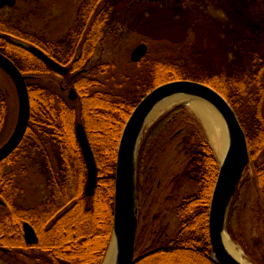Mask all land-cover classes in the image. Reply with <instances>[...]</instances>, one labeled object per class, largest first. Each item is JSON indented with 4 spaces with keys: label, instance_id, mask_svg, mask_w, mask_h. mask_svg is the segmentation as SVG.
<instances>
[{
    "label": "trees",
    "instance_id": "trees-1",
    "mask_svg": "<svg viewBox=\"0 0 264 264\" xmlns=\"http://www.w3.org/2000/svg\"><path fill=\"white\" fill-rule=\"evenodd\" d=\"M103 1L105 0H85L79 9L77 25L70 29L64 40L56 43L43 42L22 30L17 26L20 25V20H15L17 25L13 24V19L8 14L17 4L11 9L7 8L8 12L0 14V52L27 77L30 101L29 122L23 140L17 150L0 164V195L11 199L14 194L12 175L4 173V165L13 160H30L37 173L43 177L48 193L47 199L38 209L13 207L5 219H0V264H25L21 261L22 257L28 262L43 261L41 264H101L113 226L118 138L137 104L151 90L161 85L160 75L168 78L166 82L186 80L207 85L227 100L244 130L250 152L249 165L252 164L253 154L261 149L255 146V142L259 143V146L264 145V124L263 131L254 138L247 133L249 128L241 121L240 114L243 111L241 105L246 107L243 99L252 87L256 88V96L259 98L256 102L260 103L262 99L257 93L258 90L261 93L263 91L261 77L264 62L257 55L251 57L244 68L235 69L234 75L230 77L224 74L209 76L185 46L180 53H176L175 57L167 61L162 59L152 62L148 73V77L152 79L139 82L136 90L128 91L125 97L119 98L108 92L95 91L98 82L85 76L88 71L86 67L107 28L115 29L114 22H111L113 8L108 3L100 7ZM31 46L69 68V74L73 78L65 79V86L74 88L77 92L78 112L66 99L49 91L39 82L40 77L56 74L30 51ZM246 105L251 106L250 98ZM5 107L3 99L0 126L6 116ZM184 111V106L172 109L154 123L145 135L138 158L137 199L140 206L143 183L147 179V169L153 157L151 150L154 152L159 149L158 147L162 146L178 127L182 130L178 145L181 154L186 157V163L182 172L172 179L171 186L175 191L188 184L197 185L199 189L196 193L184 197L177 206L179 228L173 237L166 236L163 242H160V238L154 239L148 249L137 255L144 230L139 232L133 264H214L210 260L208 214L219 168L197 128L184 122ZM258 113L260 115V110ZM97 120L100 124L109 126L103 130L98 129ZM77 123L84 127L96 165L97 181L91 198L84 194L87 170L76 138ZM102 131L104 133H101ZM148 158L150 161L146 164ZM103 173L105 174L102 175ZM245 175L244 178L247 179L248 176ZM244 178L229 210L227 232L230 234L229 225L240 200L238 193L246 181ZM255 181H258L264 195V164L257 167ZM98 199L102 201L100 210L104 216L102 235L99 238L98 231L89 229V226L95 223L93 219L99 216L94 209ZM23 223L44 228L50 226L47 230L51 243L42 247V251L47 252V255H35V251H31L21 237L19 240L11 237ZM107 226L110 227L105 241ZM91 236H97L99 246L94 250L92 241L88 251L86 245ZM3 248L7 250L6 253L2 251ZM182 257H185L187 263L180 261ZM167 260L169 262L165 263Z\"/></svg>",
    "mask_w": 264,
    "mask_h": 264
},
{
    "label": "rangeland",
    "instance_id": "rangeland-1",
    "mask_svg": "<svg viewBox=\"0 0 264 264\" xmlns=\"http://www.w3.org/2000/svg\"><path fill=\"white\" fill-rule=\"evenodd\" d=\"M84 1L16 0V7L11 9L8 15L13 19V24L15 20H20V25H15L35 38L47 43H56L64 40L70 29L77 25L79 9ZM107 3L113 8L111 22H114L115 29L107 28L89 59L86 67L88 71L85 73L87 78L98 82L95 91L108 92L114 97L122 98L128 91H135L139 82L152 79L148 77L152 62L162 59L167 61L175 57L176 53H180L185 46L209 76L224 74L230 77L234 75L235 69L244 68L245 63L255 55L264 62V0H105L100 7ZM5 11L8 12L6 7L0 8V14H4ZM140 44L147 46V53L139 63H133L130 59L131 53ZM159 80L161 85L168 83L166 82L168 78H164V75H160ZM261 80L263 91L261 93L258 90L257 93L262 98L261 105L259 101L256 102L259 98L256 96V88L252 87L248 96L245 95L243 99L246 107L241 105L243 111L240 112L241 121L249 128L247 133L254 138L263 131L264 70ZM39 82L49 91L66 99L77 112L79 111V102L74 101L73 103H76L74 105L67 99L68 89L62 90L66 87L64 78L49 74L40 77ZM249 98L251 106L247 107ZM3 99L6 116L0 126V146L11 136L18 112L14 87L10 79L0 70V108ZM178 106L185 107L184 122L197 128L202 141L207 145L218 165L220 161L210 144L205 125L186 104H178L164 110L146 127L140 144L152 125ZM97 124L98 129L102 128V130L109 126L102 125L99 121ZM180 131H182L180 127L176 128L164 144L158 147L159 149H155L154 152L152 149L150 153L153 157L151 161L149 158L146 161V164L149 163L148 161L150 164L147 169V179L143 183L138 224L139 232L144 231L137 255L148 249L152 240L160 238L162 239L160 242H163L166 236L171 238L175 235L179 228L176 217L177 206L184 197L196 193L199 189L197 185L188 184L175 191L171 186L172 179L182 172V167L186 163V157L181 154L178 145ZM121 134L122 132L118 144ZM258 144L255 142V146L261 149L253 154L252 164L247 169L249 172L247 171L245 175L248 177L244 178L246 181L239 189L238 198L241 201L237 203L231 217L232 222L230 221L229 225L231 234L227 232L250 264H264V195L258 181H255L257 167L264 164V145ZM12 172L18 182L15 200L19 205L35 207L46 195L43 177L37 173L30 160L18 162ZM101 204V199H98L94 209L99 216L93 219L95 223L89 226L90 230L98 231V238L102 235L104 224ZM5 212L6 210L0 207V215ZM109 227L105 228V241ZM96 237H90L86 245L88 251L92 241H94V250L98 248ZM110 239L108 238L109 242ZM106 253L107 250L101 264ZM180 261L187 263L185 257ZM168 262L167 260L165 263Z\"/></svg>",
    "mask_w": 264,
    "mask_h": 264
},
{
    "label": "water",
    "instance_id": "water-1",
    "mask_svg": "<svg viewBox=\"0 0 264 264\" xmlns=\"http://www.w3.org/2000/svg\"><path fill=\"white\" fill-rule=\"evenodd\" d=\"M16 0H0V8H13ZM30 51L60 76L68 70L54 62L41 50L30 47ZM147 53L145 44L138 45L131 53L133 63H139ZM0 70L10 79L17 97L18 112L15 127L8 141L0 148V160L9 156L21 143L27 129L30 115V101L26 85L27 78L16 65L0 52ZM179 96L183 101L200 100L208 104L223 121L227 135V149L219 162L218 176L211 195L208 214V236L211 247L210 260L214 264H241L225 248L223 233L227 231L229 210L237 190L249 168L250 154L242 126L221 94L211 87L186 80H178L158 86L148 93L134 108L122 131L115 167L113 229L104 264L111 245H115V264H133L135 239L138 225L137 169L140 145L146 131L148 117L153 108L166 98ZM67 98L73 102L76 91L71 88ZM76 138L87 170L84 194L91 198L97 181L96 165L83 126H75ZM141 143V140H140ZM139 144V145H138ZM25 240L35 242V236L28 225H24Z\"/></svg>",
    "mask_w": 264,
    "mask_h": 264
},
{
    "label": "bare ground",
    "instance_id": "bare-ground-1",
    "mask_svg": "<svg viewBox=\"0 0 264 264\" xmlns=\"http://www.w3.org/2000/svg\"><path fill=\"white\" fill-rule=\"evenodd\" d=\"M178 104H186L192 111L201 119L206 127L210 144L221 161L227 149V135L226 128L223 121L216 114V112L205 102L200 100H186L183 101L179 96H172L164 99L158 103L151 111L147 124L148 127L164 110L176 106ZM141 140V138H140ZM139 140V144H140ZM138 144V145H139ZM223 244L227 251L241 264H250L245 258L241 250L230 239L227 232L223 233ZM116 250L115 245L112 244L107 254L104 264H115Z\"/></svg>",
    "mask_w": 264,
    "mask_h": 264
},
{
    "label": "flooded vegetation",
    "instance_id": "flooded-vegetation-1",
    "mask_svg": "<svg viewBox=\"0 0 264 264\" xmlns=\"http://www.w3.org/2000/svg\"><path fill=\"white\" fill-rule=\"evenodd\" d=\"M40 50V49H39ZM43 52V51H42ZM44 53V52H43ZM45 54V53H44ZM46 55V54H45ZM50 58V57H49ZM52 59V58H50ZM53 60V59H52ZM54 62H56L55 60H53ZM44 63V62H43ZM57 63V62H56ZM59 64V63H58ZM61 65V64H59ZM48 66V65H47ZM63 67H65L68 72L66 75L64 76H61V78H64V79H67V78H73L70 74H69V68L64 66V65H61ZM49 67V66H48ZM50 68V67H49ZM51 69V68H50ZM70 87H64L62 90H69ZM86 134V133H85ZM8 141V140H7ZM6 141V142H7ZM5 142V143H6ZM3 143L0 148L5 144ZM21 144V143H20ZM19 144V145H20ZM19 147V146H18ZM17 147V148H18ZM17 150V149H16ZM16 150H14L9 156H7L6 158L0 160V164L2 162H4L8 157H10ZM21 161L19 160H13L12 162H10L9 164H5L4 165V173L7 174V175H12V181H13V185H14V194L11 196V199L9 198H3L1 195H0V207L1 208H4L6 210V212L3 214V215H0V219L3 220L5 219L10 213H11V210L13 207H18V208H25V209H38L40 207V205H42V203L45 202V200L47 199L48 197V193L46 191V189L44 191H46V195L45 197H43V199L41 201H39V203L35 206V207H25V206H22V205H19L18 202L15 200V198L17 197V191H18V182L16 181V177H15V174L13 175L12 173V169L16 166V164ZM41 176V175H40ZM43 184H44V179H43ZM45 187V185H43ZM140 205H141V201H140ZM24 225H28L33 233H34V236H35V242L32 243V244H28L25 240V235H24ZM46 228H44V226H31L30 224L28 223H23L22 226H19V229L18 231L15 232V234H12L11 237H16L17 240L20 239V237L23 239V242L26 246H28L30 248L31 251H35L34 254L35 255H38V256H43V255H47V252H45L44 250L42 251V247H44V245H50V238H49V230H47L48 228H50V226H45ZM17 230V229H16ZM139 230H140V227L137 226V232H136V239H135V244L138 240V235H139ZM2 251L4 253H6V249L3 248ZM38 252V253H36ZM21 261L22 263H25V264H29L31 262H28L26 259H24V257L21 258ZM43 262V261H41ZM41 262H33L34 264H41ZM43 264V263H42Z\"/></svg>",
    "mask_w": 264,
    "mask_h": 264
}]
</instances>
